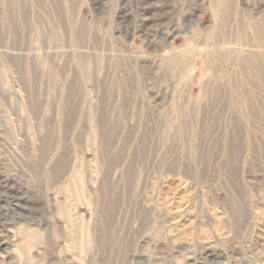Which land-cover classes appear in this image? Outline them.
<instances>
[{"label":"rangeland","instance_id":"rangeland-1","mask_svg":"<svg viewBox=\"0 0 264 264\" xmlns=\"http://www.w3.org/2000/svg\"><path fill=\"white\" fill-rule=\"evenodd\" d=\"M0 264H264V0H0Z\"/></svg>","mask_w":264,"mask_h":264},{"label":"bare ground","instance_id":"bare-ground-1","mask_svg":"<svg viewBox=\"0 0 264 264\" xmlns=\"http://www.w3.org/2000/svg\"><path fill=\"white\" fill-rule=\"evenodd\" d=\"M199 259H200V258H197V260H199ZM204 259H206V258H204ZM195 260H196V258H195ZM197 260H196V261H197ZM197 262H198V261H197Z\"/></svg>","mask_w":264,"mask_h":264}]
</instances>
